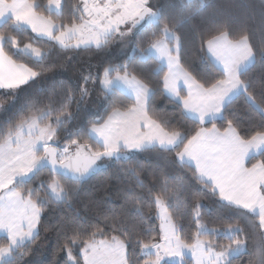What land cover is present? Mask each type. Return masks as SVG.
I'll list each match as a JSON object with an SVG mask.
<instances>
[{
  "label": "snow or ice",
  "instance_id": "obj_1",
  "mask_svg": "<svg viewBox=\"0 0 264 264\" xmlns=\"http://www.w3.org/2000/svg\"><path fill=\"white\" fill-rule=\"evenodd\" d=\"M208 5L215 7V0H199L189 16L176 21L153 0H78L70 5L64 0H0V112L6 116L0 127V232L5 233L0 264H26L49 204L69 201L79 182L104 161L118 163L122 158L137 176L139 192L131 187L124 192L125 204L137 214L122 210L119 217L97 215L100 222L62 218V243L53 264L60 253L67 257L65 264H162L166 257L187 264L185 249L195 264H231L229 256L247 243L245 229L222 220L211 231L223 229L227 242L210 238L201 215L205 197L196 188L187 189L186 208L170 211L177 193L166 174L152 173L147 184L139 180L137 168L145 166L138 156L153 151L194 164L190 171L203 190L239 215L257 214L264 227V154L248 160L250 150L259 153L264 147V91L255 92L251 69L244 71L264 61V43L254 44L246 26L236 27L230 15L213 11L207 27L193 28L200 50L222 71L198 70L185 57L184 27ZM23 29L65 52L93 47L106 52L118 39L121 51L138 55L105 59L95 71L81 73L75 86L59 82L60 95L53 80L51 93L41 99L43 83L52 80L49 74L66 68L72 57L49 63L51 48L40 46L38 39L22 41L18 30ZM16 53L34 57V63L22 62ZM153 53L167 64L158 79L144 63ZM29 91L35 95L30 109L21 107L8 115L19 94ZM158 94L174 105L173 111L155 106ZM237 95L258 114V122L245 127L239 121L232 104ZM93 96L92 109L103 105V111L89 117L83 109ZM45 168L47 180L39 189L32 187ZM154 216L156 229L149 223ZM181 220L194 224L195 230L186 232ZM131 245L148 258H135ZM249 264H264V245Z\"/></svg>",
  "mask_w": 264,
  "mask_h": 264
},
{
  "label": "trees",
  "instance_id": "obj_2",
  "mask_svg": "<svg viewBox=\"0 0 264 264\" xmlns=\"http://www.w3.org/2000/svg\"><path fill=\"white\" fill-rule=\"evenodd\" d=\"M41 2L46 3V0H41ZM153 2L157 7L163 8L167 16L173 17L176 21H181L191 14L194 7L199 3V0H153ZM215 2V7L211 5L206 6L202 15L193 17L191 23L186 24L184 27V33L187 38L184 50L185 57L192 61L194 66L200 71H207L209 69H214L217 72L222 71L200 50L199 38L193 28L194 25L200 28L207 27V17L213 11L224 12L230 15L236 27L246 26L251 33V40L254 44L259 45L264 43V0H215ZM64 3L69 5L75 4L78 3V0H64ZM205 3H207V0H205ZM53 15L55 16L56 13L53 12ZM2 26L3 24L0 25V27ZM18 34L24 42L38 39L30 29L18 30ZM38 43L45 49L51 48L49 63L55 61L57 57L64 55L72 57L66 68L49 74L52 80L43 83V91L40 95L41 99L51 93L53 80L56 82V93L60 95L62 94V88L59 82L64 81L75 86L80 81L81 73L86 75L90 69L95 71L97 64L103 62L105 59L138 55L133 53L131 49L121 51L123 45L120 44L118 39L112 42L106 52L96 50L94 47L90 50L81 48L75 50V52H65L43 38H39ZM16 58L30 65L34 63L35 59L24 53H16ZM144 63L146 71L150 72L154 79L160 78L166 72V67L152 55L147 57ZM254 63V67H249L251 69L249 75L252 78L253 89L255 92L260 93L264 91V61L257 60ZM249 68L244 71H249ZM0 95H2V90L0 91ZM125 95L127 94L125 93ZM94 100V96L90 97L89 103L83 109V112L89 117L98 115L103 111V105L97 111L92 109L91 103ZM34 102L35 95L31 91L27 93L22 92L9 110L8 115L15 114L21 107L30 109L31 104ZM154 103L158 109L167 108L169 112L174 110V105L168 104L166 99L159 94L155 97ZM232 104L233 111H235L239 121L245 127L259 121L258 114L249 108L242 95L234 97ZM5 119V114L0 112V127H3ZM260 154H264V149ZM260 154L250 157L249 161L254 162L256 159L261 158ZM138 160L145 166L142 169L137 168V171L140 173L139 180L147 184L151 179L152 173L159 175L163 172L175 188L177 200L173 202V207L169 209L170 211H174L176 207L186 208L188 204L187 197L190 196L187 189L196 188L202 190L205 198L201 201V215L203 216V223L209 229L210 238L215 239L219 244L226 243L228 234L223 229L219 232H212L211 230L218 228L220 226L219 222L222 220L225 223L238 222L245 229L244 235L247 237L246 249L240 254L231 255L229 260L231 264H249L250 260L253 262L256 261V253L264 245V228L259 226L257 214L247 213L246 215H239L236 211L227 208L210 190H203L198 185L190 171V168L194 167L193 165L178 162L167 153H158L155 151L141 153L138 156ZM103 163L107 167L86 180L82 185L79 182L78 187L69 201L49 204L47 211L42 216L40 239L35 244L29 245L32 254L25 258L26 264H53L55 250L62 243V235H58L63 223L62 218L63 220L75 218L82 222H100L97 220V215H115L119 217L122 210H126L130 215L137 214L136 208L132 207L131 204H125L124 192L129 187L139 192L137 176L128 169V161L121 159L118 163L110 160L104 161ZM47 177V169L42 170L31 186L39 189L41 181L47 180ZM41 194L46 195L44 192ZM145 199L147 200L149 198L145 197ZM149 223L156 229L159 221L154 216ZM181 223L184 224L186 232L195 230L194 224L183 220H181ZM100 226L104 227L106 232L110 231L103 223ZM45 227L51 230L45 231ZM4 238L0 237V241H3ZM129 251L130 253H134V257L141 261L148 258L144 254V251L137 245H131ZM75 254L78 257L80 256L79 248L75 249ZM10 259L14 260V258ZM66 260L67 257L65 254L60 253L58 259L55 260V264H65ZM184 261L187 264H193L191 258L185 257ZM162 264L178 263L166 257Z\"/></svg>",
  "mask_w": 264,
  "mask_h": 264
},
{
  "label": "crops",
  "instance_id": "obj_3",
  "mask_svg": "<svg viewBox=\"0 0 264 264\" xmlns=\"http://www.w3.org/2000/svg\"><path fill=\"white\" fill-rule=\"evenodd\" d=\"M53 12H55V10H54ZM1 24H3V23L0 22V25H1ZM152 55H153L158 61H160L161 64H163V65L166 67V70H167V64H166V61H161L156 53H153ZM208 57H209L210 59H212V61L214 62V64H215L220 70H222L221 66L218 65V64L215 62L214 58H212L210 55H208ZM251 65H252V64H249L248 67H250ZM248 67H246L245 69H247ZM245 69H244V70H245ZM181 86L183 87V85H181ZM0 91H1V90H0ZM125 93H126V92H125ZM126 94H127V93H126ZM233 98H234V97H233ZM263 149H264V147H262V148L259 150V153H258L257 150H256L255 148H253V149L250 150L249 153H248V159H249L251 156H254V155H258V154H260V152H261ZM185 163H186V162H185ZM187 164H188V163H187ZM188 165H189V164H188ZM192 165L194 166V164H192ZM0 237H5V233L0 232ZM231 255H232V254H231ZM231 255H230V256H231ZM185 257L191 258V259L193 260V262L195 261V257L193 256V254L191 253V251H189V250H187V249L184 250V260H185ZM175 260H176V262H177L178 264H181V263H182V262L179 260V258H175Z\"/></svg>",
  "mask_w": 264,
  "mask_h": 264
},
{
  "label": "water",
  "instance_id": "obj_4",
  "mask_svg": "<svg viewBox=\"0 0 264 264\" xmlns=\"http://www.w3.org/2000/svg\"><path fill=\"white\" fill-rule=\"evenodd\" d=\"M123 159V158H122ZM107 167V165L105 163H102L101 166L99 168H97L95 170V172L90 176V177H87L85 178L83 181L80 182V185H82L83 183L86 182V180H88L89 178H91L92 176L96 175L99 171H101L102 169H105ZM47 169V168H45ZM61 175H63V172L60 173Z\"/></svg>",
  "mask_w": 264,
  "mask_h": 264
},
{
  "label": "rangeland",
  "instance_id": "obj_5",
  "mask_svg": "<svg viewBox=\"0 0 264 264\" xmlns=\"http://www.w3.org/2000/svg\"><path fill=\"white\" fill-rule=\"evenodd\" d=\"M54 11V10H53ZM153 56V55H152ZM154 57V56H153ZM155 58V57H154ZM163 65V64H162ZM259 155V154H258ZM249 160V159H248ZM264 228V227H263ZM246 249V247H244L240 252H237V253H232V255H237V254H240L242 251H244ZM145 254V253H144ZM231 257V256H229ZM171 259L173 262L177 263L175 258H169ZM193 264H195V261L193 262Z\"/></svg>",
  "mask_w": 264,
  "mask_h": 264
}]
</instances>
